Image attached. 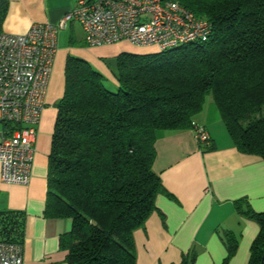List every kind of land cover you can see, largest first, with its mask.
<instances>
[{"label":"trees","instance_id":"trees-1","mask_svg":"<svg viewBox=\"0 0 264 264\" xmlns=\"http://www.w3.org/2000/svg\"><path fill=\"white\" fill-rule=\"evenodd\" d=\"M174 1L210 23L209 37L119 53L116 91L85 59H66L45 206L48 216L71 220L60 237L63 264H137L133 231L164 190L152 167L155 142L166 131L195 129L208 96L236 148L264 158V0ZM245 213L259 224L247 264H264V212ZM23 227V212L0 211L1 240L22 245ZM223 238L230 254L236 240L229 231ZM194 256L175 264H193Z\"/></svg>","mask_w":264,"mask_h":264},{"label":"crops","instance_id":"crops-1","mask_svg":"<svg viewBox=\"0 0 264 264\" xmlns=\"http://www.w3.org/2000/svg\"><path fill=\"white\" fill-rule=\"evenodd\" d=\"M77 0H2L0 32L21 35L34 23H57ZM52 71L35 140L34 162L28 185L0 180V211L24 215L22 264H63L66 250L61 235L71 229L69 218L45 213L48 153L57 114L56 103L64 90L68 55L81 57L112 78L103 57L121 52H148L126 41L87 46L77 21L58 31ZM130 46L135 49H130ZM154 48V47H153ZM153 51V50H152ZM113 82L116 83L115 79ZM209 136L199 142L194 128L170 130L155 142L153 170L163 191L144 225L133 231L137 264H175L195 254L193 264H247L250 247L259 232L258 222L246 208L264 212V158L240 152L227 132L210 96L193 118ZM242 199L241 210L235 201ZM225 231L236 240L228 254Z\"/></svg>","mask_w":264,"mask_h":264},{"label":"built area","instance_id":"built-area-1","mask_svg":"<svg viewBox=\"0 0 264 264\" xmlns=\"http://www.w3.org/2000/svg\"><path fill=\"white\" fill-rule=\"evenodd\" d=\"M1 1V0H0ZM77 21L87 46L126 41L158 51L206 40L211 25L174 0H77L57 23L0 32V180L28 185L59 30ZM199 142H208L195 127ZM0 264H22V245L0 239Z\"/></svg>","mask_w":264,"mask_h":264},{"label":"rangeland","instance_id":"rangeland-1","mask_svg":"<svg viewBox=\"0 0 264 264\" xmlns=\"http://www.w3.org/2000/svg\"><path fill=\"white\" fill-rule=\"evenodd\" d=\"M130 49H135V47L133 46H130ZM143 50H146V51H152L154 50L153 47H147V48H142ZM128 52V51H127ZM130 52V50H129ZM131 52H134V51H131ZM103 61L104 63L107 65L111 75H113V73L115 72V69H116V63H117V55H114V56H109V57H103ZM113 77L110 78V77H104L103 79V84L104 86L111 90V91H116L117 90V84L113 82ZM3 125L0 123V130L2 129Z\"/></svg>","mask_w":264,"mask_h":264}]
</instances>
